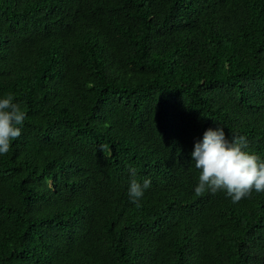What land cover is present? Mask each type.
I'll list each match as a JSON object with an SVG mask.
<instances>
[{"label":"trees","instance_id":"16d2710c","mask_svg":"<svg viewBox=\"0 0 264 264\" xmlns=\"http://www.w3.org/2000/svg\"><path fill=\"white\" fill-rule=\"evenodd\" d=\"M9 93L0 264H264V192L196 196L191 159L221 127L264 161V0H0Z\"/></svg>","mask_w":264,"mask_h":264},{"label":"clouds","instance_id":"9594fccd","mask_svg":"<svg viewBox=\"0 0 264 264\" xmlns=\"http://www.w3.org/2000/svg\"><path fill=\"white\" fill-rule=\"evenodd\" d=\"M25 119L26 112L14 102L12 94L0 99V155L7 154L12 142L20 137V126ZM245 147L243 137L234 136L229 140L221 127L207 130L202 142H197L191 153L195 168L200 170L195 195L223 190L233 203H238L253 191L264 192V161L244 151ZM129 171L135 175L134 169ZM150 186V179H145L143 184L132 179L128 192L131 203L140 207L139 201Z\"/></svg>","mask_w":264,"mask_h":264}]
</instances>
